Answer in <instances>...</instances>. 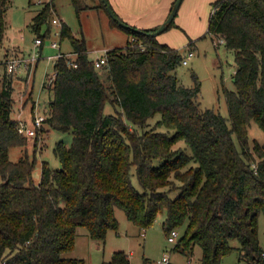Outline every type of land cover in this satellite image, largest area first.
<instances>
[{"label": "trees", "instance_id": "trees-1", "mask_svg": "<svg viewBox=\"0 0 264 264\" xmlns=\"http://www.w3.org/2000/svg\"><path fill=\"white\" fill-rule=\"evenodd\" d=\"M71 1L78 14L87 8L82 0ZM11 5L0 0V44ZM212 6L208 32L234 51L237 65L236 89L225 88L229 118L196 100L199 80L193 86L180 82L174 73L184 61L179 48L149 34L160 25L126 29L108 13L129 39L106 50L107 61L97 67L85 37L61 23V39L71 40L75 56L63 52L56 59L48 87L53 98L38 134L54 128L71 132L73 141L56 143L62 168L43 161L38 184L35 161L10 158L11 148L26 147L28 139L12 115L13 74L0 79V264H86L65 254L74 250L82 226L92 239L105 240L108 229L118 228L116 208L143 229L166 211L168 236L184 230L172 249L189 260L198 245L201 264H222L236 249L242 259L264 264L258 224L264 214V144L255 141L251 150L249 133L252 120L264 131V0H213ZM54 10L55 0L44 5L32 24L35 32ZM107 102L114 113L105 112ZM158 113L161 119L147 127ZM180 140L189 152L175 147ZM112 262L131 264L124 250L114 251Z\"/></svg>", "mask_w": 264, "mask_h": 264}, {"label": "rangeland", "instance_id": "rangeland-1", "mask_svg": "<svg viewBox=\"0 0 264 264\" xmlns=\"http://www.w3.org/2000/svg\"><path fill=\"white\" fill-rule=\"evenodd\" d=\"M31 1L32 5L30 0H12L13 5L8 11L6 35L3 43L0 44L1 55L11 54L14 49L21 50L22 54L26 55L33 53L40 55L37 66L28 75L24 72L25 74L17 73L12 77L14 86L12 115L16 118L20 115V118L25 117L27 120L33 118L34 104L37 113L49 112L50 109L53 92L48 88L50 84L46 82L43 86V82L47 75L55 72L56 58L54 56L60 51L59 47H53L52 43L57 41L61 44L62 52L75 56L71 40L61 39L62 22H66L71 27L76 37H85L88 54L92 60L108 49L125 46L129 39L125 30L111 25L110 17L104 8L96 7L100 4V0H82V4L87 8L81 10L80 14L76 12L71 0H55V10L41 24L39 32H35L32 28L34 18L50 0ZM211 1L183 0L175 23L157 38L172 47L179 48L183 58L188 60L187 63L182 62L174 73L186 86H193L195 80H199L201 91L196 100L201 106L214 108L224 117L229 118L225 88L236 89L233 76L237 65L234 51L228 49L217 37L208 32L213 10ZM89 6L91 7L88 8ZM53 18H57L60 22L54 23ZM38 33L45 35L41 49L35 46V38L41 37ZM130 39L132 40V37ZM114 111V106L107 102L105 112L114 113ZM159 119H161L160 113L148 120L147 127H152ZM159 130L167 131V128L161 126ZM249 133L251 150L255 141L264 144V131L255 120L250 122ZM38 136L37 142L36 137L27 138L26 147L17 146L10 150L12 161H18L23 156H28L35 161L32 176L36 184L41 180L43 161H47L55 169L62 168L61 159L54 152L56 143L63 141L70 146L73 141L71 132L54 128H49ZM234 138L237 141L235 135ZM175 147H181L189 152L185 140H180ZM256 159L259 161L260 158ZM133 178L134 186L142 191L137 176L134 175ZM2 182L3 178L0 174V183ZM177 184L179 182H176ZM177 194L179 192L173 193L172 196L175 197ZM115 215L118 219V228L108 229L105 240L92 239L86 227L82 226L78 230L74 250L65 255L82 258L86 264H114L112 262L114 251L124 250L131 264H143L145 259L149 264L169 252L173 264H201L202 250L198 245L195 246L194 255L190 260L186 254L172 249L176 242L168 241L165 228L168 225L165 223L166 211L159 212L153 224L146 229L130 221L121 208H116ZM258 224L260 245L264 247V214L260 215ZM177 230L181 235L184 232L183 228L178 227ZM230 242L234 247H240L238 238H232ZM222 264L253 263L242 259L239 250L236 249L224 257Z\"/></svg>", "mask_w": 264, "mask_h": 264}, {"label": "built area", "instance_id": "built-area-1", "mask_svg": "<svg viewBox=\"0 0 264 264\" xmlns=\"http://www.w3.org/2000/svg\"><path fill=\"white\" fill-rule=\"evenodd\" d=\"M54 23H59L60 21L57 18H53ZM221 43H223V40H221ZM43 44V39L41 37L35 38V46L40 47ZM53 47H56L60 49L59 53L54 56V58H58L63 55V52L61 51L60 43L57 41H54L52 43ZM41 54V53H40ZM40 59V55L37 56V54H11L7 58H0V79L4 78L5 74H25L24 72H31L32 69H34L37 66V63ZM95 65L97 67L102 66L106 61L107 57L106 54H102L101 56H98L95 60ZM188 60L184 59L183 63H187ZM70 64H73L77 66V62L70 60ZM55 73L52 75H47L45 80L47 81L48 85L52 83L54 79ZM19 115V132L23 134L27 138H33L36 137L38 134L39 129H41L44 124L45 120L47 118L46 113L39 112L35 113V116L31 120H27L24 118H20ZM180 232L177 229H174L171 231V234L168 236L169 242H178L180 238ZM183 253L182 251H180ZM171 256L169 252H166L163 254V256L157 260H154L152 262H149V264H170Z\"/></svg>", "mask_w": 264, "mask_h": 264}, {"label": "crops", "instance_id": "crops-1", "mask_svg": "<svg viewBox=\"0 0 264 264\" xmlns=\"http://www.w3.org/2000/svg\"><path fill=\"white\" fill-rule=\"evenodd\" d=\"M174 1L175 0H109V3L114 11L128 24L139 29H148L160 25L167 18ZM39 2H41V0H39ZM96 7L99 8V5ZM41 46L39 47L40 49ZM22 53L21 50L14 49L11 54ZM72 257L75 256L72 255Z\"/></svg>", "mask_w": 264, "mask_h": 264}, {"label": "water", "instance_id": "water-1", "mask_svg": "<svg viewBox=\"0 0 264 264\" xmlns=\"http://www.w3.org/2000/svg\"><path fill=\"white\" fill-rule=\"evenodd\" d=\"M109 15L116 21L118 22L119 25H121L124 28H128V29H133V30H137V31H141V29L136 28L130 24H128L127 22L123 21L121 18H119L113 7L110 5L109 0H102ZM183 0H175L172 9L170 10V13L168 14L167 18L160 24V26L153 32H149V34L153 35V36H158L161 33H163L164 31H166L169 27V25L174 21V19L176 18V15L180 9V6L182 4Z\"/></svg>", "mask_w": 264, "mask_h": 264}, {"label": "bare ground", "instance_id": "bare-ground-1", "mask_svg": "<svg viewBox=\"0 0 264 264\" xmlns=\"http://www.w3.org/2000/svg\"><path fill=\"white\" fill-rule=\"evenodd\" d=\"M42 38V37H41ZM43 39V38H42ZM44 40V39H43ZM43 45V44H42Z\"/></svg>", "mask_w": 264, "mask_h": 264}]
</instances>
